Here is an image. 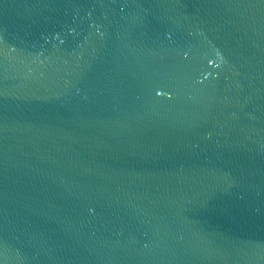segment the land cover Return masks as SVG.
Returning a JSON list of instances; mask_svg holds the SVG:
<instances>
[{
	"label": "water",
	"instance_id": "95a60500",
	"mask_svg": "<svg viewBox=\"0 0 264 264\" xmlns=\"http://www.w3.org/2000/svg\"><path fill=\"white\" fill-rule=\"evenodd\" d=\"M0 264H264V0H0Z\"/></svg>",
	"mask_w": 264,
	"mask_h": 264
}]
</instances>
